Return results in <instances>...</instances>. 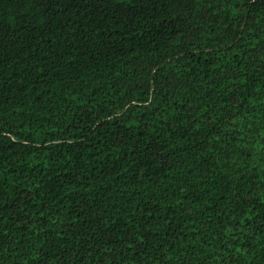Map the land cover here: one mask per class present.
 <instances>
[{
    "label": "trees",
    "instance_id": "obj_1",
    "mask_svg": "<svg viewBox=\"0 0 264 264\" xmlns=\"http://www.w3.org/2000/svg\"><path fill=\"white\" fill-rule=\"evenodd\" d=\"M0 264H264V0H0Z\"/></svg>",
    "mask_w": 264,
    "mask_h": 264
}]
</instances>
